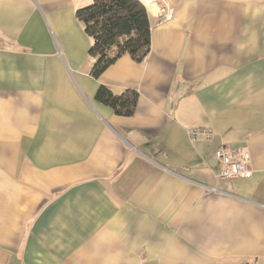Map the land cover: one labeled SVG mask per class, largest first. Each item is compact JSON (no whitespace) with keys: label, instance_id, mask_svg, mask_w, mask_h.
<instances>
[{"label":"crops","instance_id":"1","mask_svg":"<svg viewBox=\"0 0 264 264\" xmlns=\"http://www.w3.org/2000/svg\"><path fill=\"white\" fill-rule=\"evenodd\" d=\"M93 1L0 0V264H264V0H141L148 58L98 79ZM220 146L253 176L217 182Z\"/></svg>","mask_w":264,"mask_h":264},{"label":"trees","instance_id":"2","mask_svg":"<svg viewBox=\"0 0 264 264\" xmlns=\"http://www.w3.org/2000/svg\"><path fill=\"white\" fill-rule=\"evenodd\" d=\"M76 19L93 42L89 56L94 60L91 76L95 79L125 56L140 64L151 52L150 17L141 0H94L77 10ZM95 100L118 116L131 117L139 94L126 90L116 95L101 85Z\"/></svg>","mask_w":264,"mask_h":264},{"label":"built area","instance_id":"3","mask_svg":"<svg viewBox=\"0 0 264 264\" xmlns=\"http://www.w3.org/2000/svg\"><path fill=\"white\" fill-rule=\"evenodd\" d=\"M144 1V0H143ZM148 3L157 2L158 0H146ZM167 8L161 9L157 25L161 26L173 19V12L167 11ZM191 142L199 138L211 141L213 132L210 129L199 128L189 132ZM214 161L217 169V182H228L235 179H250L253 176L251 168V156L249 149L246 147L231 149L226 146H220L214 153Z\"/></svg>","mask_w":264,"mask_h":264}]
</instances>
